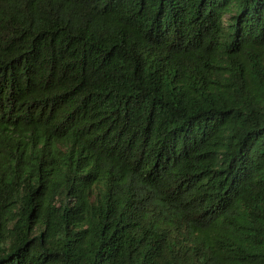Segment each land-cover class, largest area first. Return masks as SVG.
Here are the masks:
<instances>
[{"label": "trees", "instance_id": "16d2710c", "mask_svg": "<svg viewBox=\"0 0 264 264\" xmlns=\"http://www.w3.org/2000/svg\"><path fill=\"white\" fill-rule=\"evenodd\" d=\"M0 264H264V0H0Z\"/></svg>", "mask_w": 264, "mask_h": 264}]
</instances>
